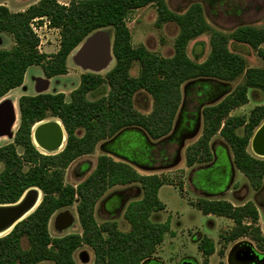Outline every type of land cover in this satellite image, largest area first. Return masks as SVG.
Returning <instances> with one entry per match:
<instances>
[{
    "label": "trees",
    "instance_id": "16d2710c",
    "mask_svg": "<svg viewBox=\"0 0 264 264\" xmlns=\"http://www.w3.org/2000/svg\"><path fill=\"white\" fill-rule=\"evenodd\" d=\"M149 5L155 6L157 27L174 23L179 28L170 58L131 43L126 19L130 12ZM36 18H46L50 28L59 30L56 53L38 52L39 39L30 27ZM105 29L112 32L114 66L104 76L81 74L68 101L63 93L23 95L17 101L19 123L13 141L0 147V205L18 202L31 188H37L42 197L30 215L0 237V264H78L73 255L83 246L92 250V264H141L151 259L170 233L168 221L151 219L165 209L158 199V190L167 182L165 178L139 175L129 164L108 156L98 157L94 170L75 186L66 185L64 175L75 160L92 154L100 142L111 140L125 129H139L153 142L168 136L181 105L182 86L190 82L230 83L244 76L243 82L222 100L202 109V133L186 149V166L209 163L210 141L219 134L232 151L235 168L253 191L258 192L263 185L264 159L250 154L247 148L264 122V103L253 108L248 117L230 113L246 104L248 90L264 95V68H246L245 60L229 49V43L246 45L263 55L260 47L264 44V27L242 25L228 33L212 31L199 3H192L184 13L169 10L166 0H72L68 5L39 0L17 13L0 6V35H10L14 41L11 49L0 50V100L23 85L32 66L40 67L47 79L66 75L71 53L89 35ZM204 34H209V55L202 62L193 61L187 56V46ZM134 63L139 66L136 77L129 73ZM139 92L152 99L147 115L134 107V97ZM48 118L62 124L66 141L60 152L44 155L34 145L32 134L34 126ZM78 131L82 134L77 135ZM131 184L140 186L142 197L130 202L124 211L129 231L121 232L114 221L98 224L95 206L107 190ZM76 201L81 232L51 237L48 227L52 216ZM194 206L203 215L233 222L231 230L220 236L223 243L249 237L264 253V238L253 202L234 206L225 200L198 199ZM197 248L203 264H208L215 252L213 241L202 237Z\"/></svg>",
    "mask_w": 264,
    "mask_h": 264
},
{
    "label": "rangeland",
    "instance_id": "374dc122",
    "mask_svg": "<svg viewBox=\"0 0 264 264\" xmlns=\"http://www.w3.org/2000/svg\"><path fill=\"white\" fill-rule=\"evenodd\" d=\"M38 1L39 0H29L27 5H34ZM70 1L72 0H57V2L61 5H68ZM192 3L201 4L204 10L206 22L208 23L212 31L217 30L228 33L234 28L242 25L252 26L257 29H261L264 27V0H166L168 9L176 13H184ZM156 20L157 14L155 6L153 5H149L130 12L126 19V26L131 34V43L133 47L144 46L148 51L162 58H170L174 54V41L179 33V28L174 23H165L161 27H157ZM36 25L40 26L41 28L37 27ZM34 28L37 32L36 35L39 38L40 45L38 48V52L48 55L57 52L60 40L59 30L49 28L47 25V19L45 18L38 20L36 24L34 23ZM99 31L108 33L112 38V32L109 29ZM13 45L14 41L10 35H0V50H9L13 47ZM80 46L74 52H72L70 57L68 58L67 74L52 78L49 83L48 90L42 93H63L65 95V100L68 101L70 93L79 85L81 74L93 73L104 76L114 66V59L112 57L111 61L99 72H93L91 70L83 69L74 60ZM260 48L264 53V44L261 45ZM229 49L242 56V58L245 60L246 68H264V54L260 55L256 50L246 45H237L234 43H229ZM209 52V34H204L194 39L188 44L186 49L187 56L191 60L196 62L204 61L208 57ZM138 72L139 66L138 64L134 63L129 73L131 76L136 77L138 75ZM25 76L26 78L24 87L22 89H15L8 93L3 99L0 100V103L3 101H10L14 103L15 101H17L21 94L36 95L37 80L46 79L41 68L38 66H32L28 68ZM243 78L244 76L241 75L235 81L225 83L226 90H228L227 93L233 91L239 84H241L243 82ZM205 91L209 93L212 92V90L208 87L205 88ZM263 103V93L257 90L250 89L247 92L246 104L231 111L230 116L248 117L253 108L262 105ZM134 107L141 114L147 115L152 109V99L146 93L139 92L134 97ZM57 121L58 120L56 119L48 118L42 121V123ZM37 125L34 126L33 131ZM17 127L15 128V130H13V128L11 130L13 137H9L8 134L0 136V147L13 141ZM201 133L202 118L200 121L198 133L193 138L185 139L183 149L180 153V162L171 168H168V166L172 164V158L164 163L156 164L155 170H151L148 172H143L130 165L131 168H133L139 175L155 174L167 180V182L164 184L165 186H163L159 192V199L164 205H166V209L168 210V213L163 214V219H166L170 216V228L172 231V235H169L165 238L164 243L162 244L159 251L161 253V256L174 264L176 262H187V264H203V258L196 248L198 241L202 237H206L202 236L201 233L203 235L212 236V238L209 239H211L215 245V252L212 256L209 257L208 264H217L221 261H224L225 264H228L227 256L229 255L231 249L235 245L242 242H249L257 252L262 253L259 247L253 241H251L249 237L242 238L237 242L227 244L223 243V241L220 240V236L231 230V228L233 227V222L224 217L218 220L216 219V217H207L195 208L194 203L199 198H196L187 187V177L189 171L185 162V154L186 149L198 140ZM81 134L82 131L77 132V135ZM64 139L65 140L63 143V147L66 141L65 133ZM215 140H220V137L216 136ZM102 143L103 142H100V144H98L92 154L78 158L67 168L64 175V183L66 185L75 186L90 175V173L95 168L97 158L100 156H106L104 148H101ZM63 147L55 152H48L40 148H36L41 154L48 155L60 152ZM175 150L176 146H173L172 150L169 149V152L174 154ZM250 151L251 150L249 149V152ZM18 152L21 153V149H18ZM109 158L116 162H121L116 158ZM257 158L264 159L262 157ZM139 162L141 163V158L139 159ZM1 170L2 164L0 163V171ZM219 178L220 177H218L217 174H213L211 177V182L218 183L217 181ZM127 188L129 189H124V187L110 188V190H108L107 192V196L111 195L113 192H124L127 196L129 195V202L141 198V188L138 184H133L132 186ZM126 190L129 191L126 193ZM35 193L40 195L38 201L40 203L42 194L38 189L35 190ZM228 196V199L231 200L232 204L235 205V203H238L234 196ZM244 199L248 200L247 202H253L256 204L255 206L256 208H258V227L261 231L262 237L264 238V189L257 194L249 190L246 192ZM100 204L101 202H98L95 212L96 222L98 224H102L105 221H114L116 222L118 229L121 232L129 231L130 226L124 220L122 212L121 214H117L115 218H108L107 214L100 211ZM76 205L77 201L72 206L61 209L56 212L54 216H52L48 227L51 237H60L81 232L76 214ZM127 205L128 202L127 204H125V209ZM63 215H65L68 219L71 218L72 222H70L67 229L59 230L60 223H64V220H60V216ZM68 219H65V221H67ZM22 246L23 248L27 247L26 241L23 240ZM221 252L223 253L222 256L220 255ZM87 257L89 262L83 263L82 261L85 262ZM74 259L78 264H92L94 259L93 252L89 247L83 246L74 253ZM39 264L53 263L42 262Z\"/></svg>",
    "mask_w": 264,
    "mask_h": 264
},
{
    "label": "crops",
    "instance_id": "0c3cea01",
    "mask_svg": "<svg viewBox=\"0 0 264 264\" xmlns=\"http://www.w3.org/2000/svg\"><path fill=\"white\" fill-rule=\"evenodd\" d=\"M28 2H29V0H0V6L6 7L10 12L17 13V12L25 11L29 7V5H27ZM67 61H68V59H67ZM25 78H26V76L24 77V82H25ZM51 79L46 78V80L48 81V86H47L46 90H48V88H49V83H50ZM24 82H23V85L21 87L16 88V89H20V88L22 89L24 87ZM195 83H197V82H190V83L184 84L182 86L181 105H180L179 110L177 112V115L175 117L173 129L168 136H166L165 138H163L157 142H153L147 137V135L143 131H141L139 129H133V128L125 129V130L121 131L119 134H117L111 140L105 141L101 144V148H104V152L106 153V156L116 158V159L120 160L121 162L129 164L131 166H134L135 168H137L138 170H141L143 172L155 170L156 164L164 163V162L170 160L171 158H172V160H171L172 164L170 166H168V168H171V167L177 165L180 162V153L183 149L185 139L195 137L199 131V126H200V121H201V110L204 106H206V103L199 105L198 103H196L195 100H194L195 103L193 102L192 104H187L185 108L196 111V114H197L196 115L197 121L195 123L196 129L194 130L193 129L194 127L191 126L192 124H189V127L190 126L191 127L190 128L187 127L189 129H187L185 132L178 135L177 136L178 140L173 137L174 130H175L177 123L179 121L180 112L182 111V109L184 107V105H183V101H184L183 89H184V87H187V86H189L191 84H195ZM218 84H220L221 86L226 88L225 83H218ZM23 95H27V94H21L19 96V98ZM222 97L223 96H221V98ZM219 98H217L216 101H213V103L218 102L221 99V98L220 99ZM18 99H17V101H18ZM57 124H59V126L61 127V130H62V126H61L59 121H57ZM63 136H64V131H63ZM216 136L220 137L219 134L215 135L210 141V151H211V155H212V160L207 164L194 165L192 167H187L188 171H189L188 177H187V180H188L187 187L194 194V196L196 198H199V199L225 200V201H228L232 204L231 200L228 199V197H229L228 195H232L238 201V203H235V205L234 204H232V205H234V206L243 205L245 202L248 201V200L244 199L246 192L249 190H251L253 192V190L251 189L247 179L235 168V165L233 163V154H232V151H231L229 145L221 137H220V140H215ZM119 143H124V145H125L124 149L126 148L127 152H120V153L117 152L118 151L117 146ZM140 145H141V149L139 148ZM173 146H176V150L174 151V154L169 152V149L172 150ZM40 149H42V148H40ZM249 149L251 150L250 152H249ZM247 151L250 154L254 155L255 157H261V156L254 153L253 147H252V139L249 143ZM140 158H141V163L139 162ZM262 158H264V157H262ZM217 172H219V173H217ZM213 174H217L218 177H220L217 181L218 183L211 182L212 181L211 177ZM142 175H155V174H142ZM132 185L133 184L126 185V186H115V187H124V189H129L127 187H130ZM163 186H165V185H163ZM112 188H114V187H112ZM161 188L158 190V199H159V192H160ZM108 190H110V189H108ZM108 190H107V192H108ZM128 191L129 190H126V193ZM107 192L104 194V196L99 201V203L101 202L100 211H102L105 214H107L108 210L110 209V206L108 204H103V206H102V200H104V198L107 197ZM114 193L122 194V196H124L123 205L121 206L120 211L118 213V214H121V212H122V214H124L125 204H127V202H128V204L131 202V201L130 202L128 201L129 195L127 196L124 192L123 193L113 192L112 194H114ZM253 193H255V192H253ZM141 197H142V190H141ZM137 200H139V199H137ZM132 201H135V200H132ZM159 201H160V199H159ZM97 205H98V203L95 206L94 217H95ZM164 206H165V209L163 211L154 213L152 216V219H153V221H158L159 223H165L168 221L169 226H170V216L167 217L166 219H163V214L168 213V210L166 209V205H164ZM257 210H258V208H257ZM205 216L216 217L217 220L223 218V217H217L214 215H205ZM108 218H115V216L114 217L108 216ZM95 220H96V217H95ZM169 235H172L171 228H170V233H167L164 236V240ZM201 235L206 236L207 238H212V236H210V235H203L202 233H201ZM164 240L161 243V245H159V247L157 248L154 256L151 259H148L141 264H174L172 262H169L163 256H161V253L159 252L162 244L164 243ZM196 248H197V245H196ZM197 250H198V248H197ZM73 258H74V255H73ZM81 260H84V259H81ZM184 260H186V259H184ZM82 262L83 263L89 262L88 257L85 260V262L84 261H82ZM175 264H181V262L180 263L176 262Z\"/></svg>",
    "mask_w": 264,
    "mask_h": 264
},
{
    "label": "water",
    "instance_id": "95a60500",
    "mask_svg": "<svg viewBox=\"0 0 264 264\" xmlns=\"http://www.w3.org/2000/svg\"><path fill=\"white\" fill-rule=\"evenodd\" d=\"M111 37L108 33L97 31L90 35L80 46L74 60L85 70L99 72L112 59ZM38 86L36 88L37 94L44 92L48 86L46 79H38ZM16 112L14 104L10 101H3L0 103V136L6 134L13 137L11 132L15 121ZM63 127L57 122H45L38 126L33 131L32 137L35 142L45 151L55 152L63 147ZM252 147L255 154L264 157V122L255 132L252 138ZM39 196L35 190H27L18 202L14 204L0 205V234L14 228V226L30 215L39 205ZM64 219V223L59 227V230L67 229L72 219H68L65 215L60 216ZM65 219H68L65 221ZM8 232V233H9ZM7 235V234H6ZM245 246V251L242 254L249 262L254 264H264V253L257 252L249 242H242L235 245L229 255L227 256V263L232 264V254L237 248ZM255 259L258 260L256 263ZM187 264V262H183Z\"/></svg>",
    "mask_w": 264,
    "mask_h": 264
},
{
    "label": "flooded vegetation",
    "instance_id": "af4514ba",
    "mask_svg": "<svg viewBox=\"0 0 264 264\" xmlns=\"http://www.w3.org/2000/svg\"><path fill=\"white\" fill-rule=\"evenodd\" d=\"M214 82L215 81L203 80V81L197 82L195 84H191L187 87H184V89H183V96H184L183 105H184V107H183L182 111L180 112L179 121H178L177 126L174 130V133H173L174 138L177 139L178 135L185 132L191 126L194 127L193 128L194 130L196 129V125H195V123L197 121L196 111L185 108L187 104H192L195 100L196 103H198L199 105L204 104V103H206V106L213 105V104L218 103L220 100H222L226 95H228L230 93V92L227 93L228 90H226L225 87L221 86L220 84H218L216 82L214 83ZM37 86H38V83L36 82V88H37ZM207 87L212 90L211 93L205 91V88H207ZM221 96H223V97L221 98ZM217 98H219L220 100L216 103H213V101H216ZM201 118H202V115H201ZM40 124H42V122ZM40 124H38V125H40ZM189 124H192V125L189 127ZM37 126L35 127L34 131L36 130ZM187 127H189V128H187ZM63 138H64V136H63ZM33 143L37 148H40L39 145L37 144V142H35L34 138H33ZM124 147H125L124 143H119L117 146V150H118L117 152L118 153L127 152V149L126 148L124 149ZM139 148L141 149V145ZM263 189H264V179H263V185H262L261 189L258 192H255V191H253V192H255L257 194V193H260ZM123 202H124V196H122V194L114 193V194H111V195L107 196L106 198H104V200H102V206H103V204H108L110 206V209L108 210L107 215L109 217H114L119 213L120 208L123 205ZM60 220L63 221L64 219L61 218ZM62 224L63 223H60V226ZM244 251H245V246H241L240 248H237L235 250V252L232 254V264H254V263L249 262V260L245 256L240 254V253H243ZM255 261H256V263H258L257 259H255ZM181 264H183V262H181Z\"/></svg>",
    "mask_w": 264,
    "mask_h": 264
},
{
    "label": "bare ground",
    "instance_id": "6f19581e",
    "mask_svg": "<svg viewBox=\"0 0 264 264\" xmlns=\"http://www.w3.org/2000/svg\"><path fill=\"white\" fill-rule=\"evenodd\" d=\"M14 108H15V112H16V114H17V119H16V122H15V125L13 126V130H15V128L17 127V124H18V107H17V101H15L14 103ZM43 124V123H42ZM42 124H40V125H42ZM40 125H38V126H40ZM37 126V127H38ZM30 190H37V188H31ZM38 196H40L39 194H37ZM18 205V203L17 204H14V205H12V206H17ZM8 232H9V230L8 231H5V232H3V233H1L0 234V237H3V236H5L6 234H8Z\"/></svg>",
    "mask_w": 264,
    "mask_h": 264
},
{
    "label": "built area",
    "instance_id": "2783aa9c",
    "mask_svg": "<svg viewBox=\"0 0 264 264\" xmlns=\"http://www.w3.org/2000/svg\"><path fill=\"white\" fill-rule=\"evenodd\" d=\"M41 19H44V18H36V19L32 20V22H31V24H30V27H31L32 31L34 32V34L37 33L36 30H35V28H34V23L36 24L37 21H38V20H41ZM45 19H46V18H45ZM47 25H48V27L50 28L48 20H47ZM36 26H37V25H36ZM37 27L41 28L40 26H37ZM36 36H37V35H36ZM37 37H38V36H37ZM38 39H39V38H38ZM39 45H40V44H39ZM38 48H39V46H38Z\"/></svg>",
    "mask_w": 264,
    "mask_h": 264
}]
</instances>
